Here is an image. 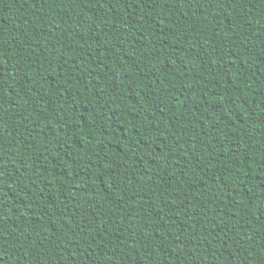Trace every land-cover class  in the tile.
<instances>
[{"label": "trees", "instance_id": "1", "mask_svg": "<svg viewBox=\"0 0 264 264\" xmlns=\"http://www.w3.org/2000/svg\"><path fill=\"white\" fill-rule=\"evenodd\" d=\"M0 264H264V0H0Z\"/></svg>", "mask_w": 264, "mask_h": 264}]
</instances>
